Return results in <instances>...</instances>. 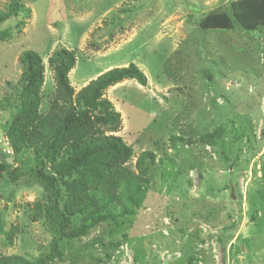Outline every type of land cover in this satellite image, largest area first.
I'll return each instance as SVG.
<instances>
[{
  "label": "rangeland",
  "instance_id": "1",
  "mask_svg": "<svg viewBox=\"0 0 264 264\" xmlns=\"http://www.w3.org/2000/svg\"><path fill=\"white\" fill-rule=\"evenodd\" d=\"M233 1L20 0L28 15L1 25L11 37L0 35V161L23 172L49 171L41 154L15 155L6 136L23 52L42 60V114L56 98L48 59L59 49L75 55L68 74L75 93L130 64L147 80L144 87L124 80L103 96L120 114L112 135L133 152L124 168L137 173L142 152L155 156L142 209L59 242L63 260L51 264H264V28H199ZM9 2L0 0V10ZM16 186L0 177V259L36 261L51 241L35 217L41 189ZM84 218L72 217L69 229Z\"/></svg>",
  "mask_w": 264,
  "mask_h": 264
},
{
  "label": "trees",
  "instance_id": "2",
  "mask_svg": "<svg viewBox=\"0 0 264 264\" xmlns=\"http://www.w3.org/2000/svg\"><path fill=\"white\" fill-rule=\"evenodd\" d=\"M27 15L28 10L20 0H10L6 9L0 10V27L11 18ZM234 23L246 32L264 28V0L233 1L229 12L208 14L199 22V28L230 30ZM21 26L22 22H18L15 27ZM1 32L2 37H11L9 31ZM18 63L22 73L11 91L16 105L6 136L15 155L24 150L41 154L42 165H48L49 171L38 167L23 172L0 161V177L5 174L14 187L27 181L41 189V198L34 207L35 217L43 220L51 241L48 252L36 261L1 258L0 264H51L63 260L59 242L78 240L107 221L118 226L119 219L132 217L142 209L152 179L147 163L153 164L155 156L149 151L142 152L135 162L137 173L124 168L133 152L112 135L121 127L120 114L103 96L109 87L124 80H135L143 87L147 80L130 64L106 71L75 93L68 78L76 63L75 55L59 49L48 59L56 98L49 112L42 114L39 111L44 82L42 60L28 50L20 55ZM222 134L223 129L215 131L206 143H213ZM11 193L12 190L9 196ZM78 215H84L85 220L69 229L71 218Z\"/></svg>",
  "mask_w": 264,
  "mask_h": 264
},
{
  "label": "crops",
  "instance_id": "3",
  "mask_svg": "<svg viewBox=\"0 0 264 264\" xmlns=\"http://www.w3.org/2000/svg\"><path fill=\"white\" fill-rule=\"evenodd\" d=\"M97 78V76L96 77H94V79H96ZM88 82H86V83H84L85 85L87 84Z\"/></svg>",
  "mask_w": 264,
  "mask_h": 264
}]
</instances>
